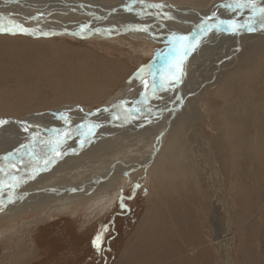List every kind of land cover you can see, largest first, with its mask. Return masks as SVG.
I'll use <instances>...</instances> for the list:
<instances>
[{
  "label": "rangeland",
  "instance_id": "1",
  "mask_svg": "<svg viewBox=\"0 0 264 264\" xmlns=\"http://www.w3.org/2000/svg\"><path fill=\"white\" fill-rule=\"evenodd\" d=\"M90 1L108 8L123 6L129 0ZM143 1L201 14L216 1L221 8L234 3V0ZM43 4L41 8L47 7ZM53 7L46 14H32L26 5L0 9L4 13L0 15V24L6 27L9 21H14L36 32H45L50 26L78 25L73 29L77 32L80 25L94 19L91 28L99 22L110 28L124 26L109 21L116 14L93 15L92 19L86 9L57 11ZM163 15L133 19L135 26L147 27L150 33L123 27L122 32L112 37L90 32L79 36L62 32L49 36L0 32V120L13 118L22 127L25 118L40 119L45 113L63 112L71 122H77V116H86V112L121 100L126 107L136 105L133 103L145 93L144 85L136 79L138 71L147 69L158 54L168 50V32L174 33V29L181 27L174 17L164 19ZM193 21L190 23L198 24ZM180 31L185 34H176L191 33L188 28ZM244 36L247 35L233 34L204 46L198 61H191L186 68L191 91L186 92L184 87L186 103L180 107L190 112L197 130L189 131L180 120L169 130L175 115L155 120L156 125L144 127L150 130L143 133L144 128L135 130L137 126L124 134L115 130L108 137H98L96 131L99 140L94 139L88 146L90 152L86 151V156L89 165L101 169L84 167L85 172L77 175L83 180L72 184V178L67 177L82 167L76 163L81 160L73 159L75 154L68 152L63 160L69 162L68 166L61 158L49 171L39 173L38 181L23 187L28 192L41 185L51 188V193L40 198L39 207L25 202V195L17 194L23 199L13 204L17 206L15 213L0 218V264H264V30L235 48L237 43L233 41L237 37L244 41L248 38ZM203 42L204 34L200 38V43ZM219 66L221 69L216 73L220 76L201 86L204 78L216 75L210 70ZM155 70L166 71V66L158 65ZM142 75L151 82L147 72ZM79 82L80 89L75 87ZM84 83L87 90H83ZM147 92L148 96L153 95L151 83ZM169 95L166 104L171 100L175 103V98L179 101L178 85ZM155 110L151 108L148 116ZM40 123L34 120L28 125L41 126ZM55 123L64 124L61 119ZM201 133L207 139L205 148L199 141ZM158 136H162V141L165 138L163 143L156 144ZM25 137L0 140V157L29 143L31 136L28 140ZM73 141H79V137ZM73 141L70 138L67 145ZM106 141L109 143L105 144ZM204 153L213 160L216 174L208 160L209 169L204 166L201 157ZM138 159L142 166L110 178L115 164L129 161L136 165ZM54 168L62 182L51 176ZM95 171L107 174L104 183L108 187L75 199L78 193L68 189L81 190V186H87L86 179H91L88 175ZM220 196L225 198L226 214H219L216 208ZM105 228L102 249L98 252L93 240ZM227 234L232 237L228 244Z\"/></svg>",
  "mask_w": 264,
  "mask_h": 264
},
{
  "label": "bare ground",
  "instance_id": "2",
  "mask_svg": "<svg viewBox=\"0 0 264 264\" xmlns=\"http://www.w3.org/2000/svg\"><path fill=\"white\" fill-rule=\"evenodd\" d=\"M76 1H77V3L75 2V0H63V1H60V0H27V1H24V2L23 1H19V0H0V9L7 10V9L15 8L17 5H19V6L26 5V8L29 9V10H31L32 14L33 13L34 14H46L45 12L51 13L53 11V9H52V8H54L53 6H56L57 7V9H55L57 11L58 10H62V9L63 10L71 9V8H74L75 10H77V8H79L81 10L82 9H84V10L86 9L85 11L88 12L87 14H89V16L92 19H94L92 17L93 15H98V16H104L105 17L107 13L108 14H116V16H114L113 19L112 20H109V21H115L116 23H120L121 26L124 25L121 28H110L109 26L104 25V22H99V23L96 24V27L91 28L89 31L86 32V33H88V32H90V33H96V34H99V35H101L103 37L116 36V35H118L120 33V31L121 32L123 31L122 30L123 27H127L128 30L129 29H132L133 27H135V23L133 21L136 20V17L137 16H144L145 17L146 15H149V14H153V16L154 15L160 16V15L164 14L166 16L165 17L163 15L164 19H168L167 16L174 17L175 20L177 21L176 23H178V24L180 23V26L181 27L180 28H177V29H174L173 32L174 33H179V34L180 33L181 34H185V33H182L181 32L182 30L180 31V29H183L184 31H186L187 28H188L189 31L191 30V33L189 35H187V36H192L194 33H196L198 31L199 25L203 21H205L207 19V17H209V16H215L219 20H233L234 19L238 23L243 24V23H245L248 20L249 16L251 15V13H248L246 15H243L244 11L247 10V9L242 10L240 12H237V11H234L232 9L225 8L223 6H222L223 8H221V4H217L218 1H216V3H214V4H212L213 6L210 7L209 9L203 11L204 14H201V13H198V12H194V11L189 12L185 8H175V7L166 6V5H165L166 7H164L163 9H144L141 12V4L139 2H137V3L134 2L135 3L134 4L130 0L129 1H124L123 2V6H120V7L110 6L108 8H105V6H103L100 2H97V1H93V2L90 1V0L89 1H86V0H76ZM255 2L258 5H260V6H264V0H255ZM43 3H45V4H43ZM124 3H127V5L124 4ZM143 3L144 4H157V3H150V2H144V1H143ZM42 4L43 5H47V7L41 8ZM218 5H220V6H218ZM129 6L132 7V11H128L127 10ZM107 10H109V11H107ZM78 12H80V11H78ZM132 12H136L135 14L137 16H134V13H132ZM219 12H221L222 14L221 15H217V13H219ZM138 13H141V14H138ZM3 14L4 13H0V15H3ZM189 15H192V16L189 17ZM85 16H87V15H85ZM193 20H198V21H193ZM93 21H91V22H93ZM192 21L193 22H197L198 24L195 25L194 23H190ZM91 22L89 24L88 23L87 24L90 25ZM168 22H169V20H168ZM207 23L212 24V23H214V21L207 20ZM167 24H170V22L167 23ZM9 26H10V24H8L6 27H9ZM77 26L78 25H75L73 27H67L66 25H63V26H50L48 28V30L45 29V32H51V33L63 32L64 34L70 35V34L76 33L75 31H73V29L76 28ZM136 26H141V25H136ZM33 28H35V27H33ZM32 30L33 31H36V29H32ZM259 30L260 29H258L257 31H259ZM263 30L264 29H261L260 32H257V31H255V32H247V31L240 32L239 33L240 35H247V36H244V37H248V38H245V40L243 41V39H239L238 38L239 37V35H238V37L233 41L234 43H237L235 45V48H239L242 43L251 40L252 36H254V35L258 34V33H262ZM160 31H162V29H160ZM40 32L41 31H38L36 33L39 34ZM171 34H172V31H169L166 40H168V38H169V36ZM232 35H231V33L224 32V31H217L215 29H213V30L209 31L208 33H205L204 34V42L202 44L201 43L199 44V46L196 48V51L193 53V55L190 57V59L186 62V64H185V62L183 63V73L184 74L182 76V82L178 85V98H179V101L178 102H177V98H175L174 99L175 103L171 100V102H169V104H166L168 102V99H170L169 93H171V91L173 90V88L165 87L166 88V89H164L165 92L164 91H160L157 94L155 93L156 95L148 96L147 101H145L144 104L142 105L144 107V109H145V114H134L135 115V118H129L127 121H124L123 119H121V120H114L112 118L113 117V113H115L117 110L113 106L114 105H121L122 103L125 104V102L123 100H121L120 103H115L114 105L106 106V107L102 108L101 110L98 109V110H96V111H94L92 113L86 112L85 113L86 116H82L80 114L81 117H78V116L76 117L77 122H71V123H77V124L71 125V127L73 129H75L81 123L88 122V119H89V123H91V122H97V123H101L103 125L102 127H100V128H103V129H100L99 128V131H98V129L96 130L98 132V137H99V135H101L102 137L103 136L108 137L107 135H109L110 133L114 132L115 130H120L119 133L124 134V132L133 131V126H137L138 127L142 123H145V124H143V126L139 127L138 129H137V127L135 128V130H137V131L139 130L140 131L142 128L147 127L149 125H152V124L153 125H156L154 123H157L158 121H155V120H158L159 118H164L166 116L167 117H169V116L172 117V116H175L176 115V117L172 119L173 121H171V123H169V124H171L170 127H169V130L171 129V127H173L174 125H176L179 120L182 121L183 123H185V125H186V127H188L189 131H191V130H197V127H196V125H195V123H194V121H193V119H192V117L190 115V112H188L185 108H181L180 107V106H182V104H184V102L186 103L185 96H187V95L185 94V96H184V93H185L184 87H185L186 92L189 93L191 91V89H189V83L190 82H189V80L187 81V78L185 77L187 75V69L186 68L188 67V65L190 64L191 61H198L197 59L200 58V55H201L200 51H201V49L204 46H207L209 44H215L216 41H218L220 38H222V37H232ZM218 42H220V41H218ZM211 46H213V45H211ZM219 68H220V66L218 68H213V70H210L209 69L211 72H213L216 75H212V76L208 77L207 79L204 78L203 79L204 81L201 84V86L204 85V84H206V83H208V82H211L213 80V78L216 79V77L218 76L217 75L218 73H216V72L218 71ZM190 77H191V75H190ZM96 83H98V82H96ZM80 85H81V82L75 83V87H77V88H79ZM212 85H213V83H212ZM82 87H83V90H84V89L87 88V85L84 83ZM149 91H150V89H149ZM88 92L89 91H87L86 94H88ZM181 93H182V95H181ZM158 97H160V98L163 97L164 100L163 101H160L161 99L160 100L157 99ZM135 99H136V97H135ZM137 99H138V96H137ZM153 99H155V101ZM133 104H137V102H135ZM174 104H176L175 107H174ZM161 105H162V107H161ZM129 107H133V106H128L126 108H129ZM151 108H156V110L153 111L154 113L151 116H148V114L150 113L148 111V109H151ZM104 109H109V111L105 112V111H103ZM129 109H131V108H129ZM120 111L122 112L123 109L120 110ZM165 112H168V113H165ZM59 114H61V113H54V114L45 113L43 115V117L40 118V119H35V117L34 118H30V117L29 118H25L21 122H24L26 124H30L34 120H36L38 122H41L40 123L41 126H33V127H30L29 128V132H27V133L24 132L22 129H18V128H22V127L19 126V123H18L17 120L14 121L13 118L3 119V120H7L9 123H7V124L3 125L2 127H0V140L11 141V140H14L16 138H21V137H24V136H27L28 137V136H31V134H33V133H35L37 131L40 133V138L47 139L49 137V134H50L48 130L53 129V128L60 129V127L65 128V124H63V125L62 124L56 125V123H55L56 119H58V120L60 119L59 118ZM89 114H92V115H89ZM105 114H108V115L104 116ZM68 118H70V117L68 116ZM100 119H102V120H100ZM30 120H32V121L30 122ZM165 123H166V121L164 120L163 121V125ZM1 129H3V130H1ZM147 130H150L149 127L146 130L144 128V130H142V133L145 132V131H147ZM199 133H200V131H199ZM147 134H149V133H147ZM199 135L201 136V138H200L199 141L202 140L203 146L205 148V146H206V140L207 139L203 135V133H201ZM27 137H25V138H27ZM75 137H76V135H75V133H73V136L71 137L72 141L75 139ZM12 138H14V139H12ZM158 138L159 139H158V142H156V144L163 143V141H164L165 138L163 139V141L161 140L162 139V136H158ZM94 139H97V137H94ZM27 140H28V138H27ZM69 140H70V138L67 141H69ZM98 140H99V138L97 139V141ZM107 143H109V142L106 141L105 144H107ZM193 143H194V141H193ZM92 144L93 143H91L89 145H92ZM65 145H66V147L64 146V148L68 152H71V149L72 148H77L76 153H74L75 155H73L72 158L73 159H78L77 161L81 160V163H79V162H76V163L78 165H80V167H82V168H78V170H76V173H72V175H69L67 177V179L68 178H72L71 179L72 180V184H75L76 182H78L80 180H83L81 178V176H77V175L80 174L81 172H85V171H83V169H85L84 167H95L94 169H101L100 168L101 166H98V165H95V166L89 165L90 163H89V161H87V156H86V154H87L86 151H89L90 152V149H89L90 147H88L89 145H87L83 149H80L79 148L78 141H76V142L73 141L71 144L68 143V145H71V146H68L67 143ZM150 146H152V145H150ZM78 150H80V151H78ZM203 150L204 149H199L198 151L199 152H202ZM201 157L204 159V166H206L209 169V165H208V162H209L210 165H211V167H212L213 172L216 174V170L214 168L213 160L208 155H206L205 153L203 155H201ZM64 158H65V156L62 158V161L64 160ZM25 160H27V157H25ZM207 160H208V162H207ZM138 161H141V160L138 159L137 161H135L134 163H136V165H132L133 163L129 164L128 163L129 161L128 162L120 161L118 164H115L114 167H113V171L111 170L112 171V175H110V178L115 177L117 175V173L119 175H122V173H123V175H124L128 171H131L133 169H136L137 168L136 166H142L143 163L141 164ZM64 163H65L66 166H68V163L69 162L67 160H65ZM118 166H121V167L118 168ZM146 166L147 165H145V167ZM17 168H19L20 171H21V169H23L24 166L18 164L17 165ZM12 171L17 176H21L22 175V176L27 177V175H29V173H28L27 170H25V172L23 174H21L20 171H16V172H19L18 174H16V172L14 170H12ZM47 171H49V170H47ZM56 171H57L56 168H54L53 170H51V176H54L55 175L57 181H59V180L60 181L61 180L63 181V179H61V177L59 175L58 176L56 175V173H57ZM96 173H97V171H95L93 174L88 175V176L91 177V179H86V181L88 182L87 183V186H83V187L81 186V188H82L81 190L78 187L72 188L70 186L71 189H68V191H71L72 193L73 192H77L78 193V194H75L74 195L75 196V199L76 198L77 199H82L84 196H87V195L91 194L93 191H96V190L100 191V189H104V188H107L108 187L106 185V183H104V181L108 180L107 174L106 175H102L99 171H98L97 174ZM74 176H77L76 177L77 179L76 178L74 179ZM104 178H106V179L104 180ZM36 180L38 181V178H35V179H32V180H26V182L23 183L17 189V194L25 195V198H24V201L25 202L26 201H29V202H31V204L33 203L35 206H38V204L40 203V201H39L40 198L42 199L43 197H45L46 194H48L49 192L51 193V191H49L51 188H49V187H43V186L40 185L39 186V189L38 188H35V189H32V190H30L28 192H24L26 189L25 190H22L23 187H25L26 185L28 186V184H30L32 181L35 182ZM73 189H76V191H73ZM40 195H42V197H40ZM74 196H73V198H74ZM47 197H49V196H47ZM67 197H68L67 199H71L72 195L71 196H67ZM21 205L22 204H19V206H21ZM16 208H17V206H15L13 204L8 205L5 208L4 211H0V218L5 217V216H8V215H11L12 213L14 214ZM216 208H217L219 214L220 213H225L226 214V212H227L226 211V201H225V198L224 197H221L220 196V198H218L216 200ZM216 218H218V217L216 216ZM232 224H233V221H232V219H230V230L233 229L232 228ZM227 235H228V239H227V244H228V242L231 243L230 241L232 240V237H230L229 234H227ZM227 235H226V237H227Z\"/></svg>",
  "mask_w": 264,
  "mask_h": 264
},
{
  "label": "snow or ice",
  "instance_id": "3",
  "mask_svg": "<svg viewBox=\"0 0 264 264\" xmlns=\"http://www.w3.org/2000/svg\"><path fill=\"white\" fill-rule=\"evenodd\" d=\"M138 2L141 4V12L144 9H163L166 7L163 4H144L143 0H138ZM224 7L237 12L247 9L251 15L243 24L238 23L234 19L219 20L215 16H209L199 25L198 31L192 36L172 33L168 38V43L170 45L168 50L164 53L158 54L153 64H150L147 69L141 68L136 75V79L140 80L145 88L143 98L140 101H137V104L131 109L125 107L123 112L119 111L122 105H114L113 107L117 109V111L113 113L112 118L114 120L123 119L124 121H127L129 118H135L134 114H143L145 109L142 105L148 99L147 90L149 88V83H151L153 95L158 89L163 90L165 87L175 88L179 85L182 82V76L184 74V58L190 51L199 46L200 37L203 34L208 33L213 29L231 34H239L242 31L255 32L258 29H264V6L258 5L255 0H234V3L225 4ZM127 10L132 11V7L129 6ZM167 18L171 19L172 17L167 16ZM207 20H212L214 23L209 24L207 23ZM9 24V27H4L0 24V32H7L14 35H37L36 31L30 30L20 23L9 21ZM90 28V25L82 24L79 27V31L74 34L79 36L82 33L89 31ZM131 30L141 32L149 31L147 27L141 26H135ZM54 34L55 33L43 31L39 33V35L42 36ZM158 65L166 66V71H156L155 69ZM145 72L151 77V82L142 75ZM81 111H83V109H81ZM103 111L107 112L109 109H104ZM148 111L151 112V109H148ZM59 118L65 124L64 129L53 128L48 130L50 134L47 139H41L40 133L37 131L31 134L29 143L22 144L16 150L0 157V161L3 162L0 163V211H4L8 205L14 204L18 199L22 198L17 195V189L25 183L26 180L35 179L39 173L49 170L59 159L68 155V151L65 150L64 145L67 143V140L73 136V133L79 137V148L83 149L94 142L96 130L103 126L101 123L97 122H84L73 129L71 127V121L66 114H59ZM7 123V120H0V127ZM21 123L23 125L22 130L26 133L29 132V128L32 127V125H28L24 122ZM71 152L76 153V148H72ZM25 157H27V160H25ZM18 164L23 165L28 171L29 175H27V177L22 175L17 176L13 173V169L20 171V169L17 168ZM136 187L138 188L139 186L137 185ZM5 191H7L6 199L4 198ZM73 191H76V189H73ZM120 206L122 208L124 207L122 196L120 199ZM106 231V228L103 229V231L97 234L93 240V247L98 252L102 249L103 232Z\"/></svg>",
  "mask_w": 264,
  "mask_h": 264
},
{
  "label": "water",
  "instance_id": "4",
  "mask_svg": "<svg viewBox=\"0 0 264 264\" xmlns=\"http://www.w3.org/2000/svg\"><path fill=\"white\" fill-rule=\"evenodd\" d=\"M261 31V29L259 30V31H257V32H260ZM59 33H61V32H56L55 34H59ZM63 33V32H62ZM194 51L195 50H193L192 52H189L188 53V55L185 57V64H186V62L190 59V57L193 55V53H194ZM150 96H151V93H150ZM122 105V107L119 109V111L120 110H122V109H124V107H126V105L125 104H121ZM106 106H109V105H105V106H102L101 108H99V110H101L102 108H104V107H106Z\"/></svg>",
  "mask_w": 264,
  "mask_h": 264
},
{
  "label": "crops",
  "instance_id": "5",
  "mask_svg": "<svg viewBox=\"0 0 264 264\" xmlns=\"http://www.w3.org/2000/svg\"><path fill=\"white\" fill-rule=\"evenodd\" d=\"M239 12H240V11H239ZM246 12L250 13L248 10H245L244 13H243V15H246V14H245Z\"/></svg>",
  "mask_w": 264,
  "mask_h": 264
}]
</instances>
